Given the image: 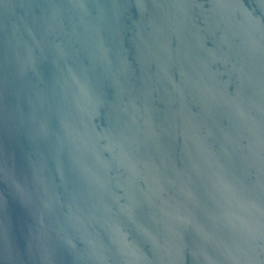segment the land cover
Here are the masks:
<instances>
[{
  "label": "water",
  "instance_id": "1",
  "mask_svg": "<svg viewBox=\"0 0 264 264\" xmlns=\"http://www.w3.org/2000/svg\"><path fill=\"white\" fill-rule=\"evenodd\" d=\"M0 264H264V0H0Z\"/></svg>",
  "mask_w": 264,
  "mask_h": 264
}]
</instances>
